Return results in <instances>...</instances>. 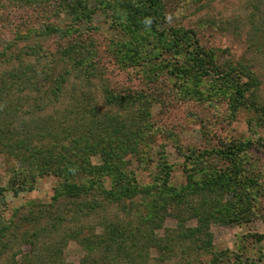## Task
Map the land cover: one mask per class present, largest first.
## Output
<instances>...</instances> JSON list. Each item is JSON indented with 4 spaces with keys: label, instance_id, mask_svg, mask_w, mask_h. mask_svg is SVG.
Masks as SVG:
<instances>
[{
    "label": "trees",
    "instance_id": "16d2710c",
    "mask_svg": "<svg viewBox=\"0 0 264 264\" xmlns=\"http://www.w3.org/2000/svg\"><path fill=\"white\" fill-rule=\"evenodd\" d=\"M253 2L255 13L249 16V47L252 52L264 53V0ZM26 3L28 10L39 4L62 7L61 14L76 19V22L85 19L89 23L88 18L92 15L110 11L131 42H139L152 53L149 56L145 53L146 48L139 51L134 46V61L152 63L153 59L171 55L176 61L168 64L172 70L169 75L175 78L174 84L178 81V87L184 90V98L199 94L200 88L209 83L214 82L212 86H215L220 81L231 90L227 95L229 111L234 113L242 108H252L258 113L264 128V108L246 95L258 83L257 78L241 64H218L215 52L200 45L194 30L165 28V9L158 0H18L0 10V66L3 63L7 66L6 70L0 72V154L14 157L19 165L28 167L22 182L13 180L9 190L18 195L31 191L37 178L52 176L59 179L56 196H62L73 211L63 210L61 215L53 204L45 206V214L52 220L46 225V229L50 230L58 229V225L66 220L90 216L99 208L103 210L112 206L119 214H124V221L119 215H103L99 223L101 234L91 230L85 235L80 227L74 232L68 231L88 254L102 249L99 245L104 244L108 251H116L117 258L134 261L128 248L138 245L137 236L142 241L143 249L153 248L161 256L173 248L172 240L185 238L194 242L196 254H209L213 248L209 224L217 222L222 212L231 214L230 197H225L234 192L236 178L227 171L201 174L198 166L212 156L234 160L235 156L252 148H262L264 151V138L233 142L226 150L195 154L190 149L187 153H180L185 161L183 172L186 183L179 187L172 186L170 176L173 167L165 156L164 145L160 143V150H153L160 135L166 136V133H163L157 121H152L150 109L153 107L148 103L150 98L146 97L144 90L115 91L104 86L102 94L106 109L98 112L94 97L88 90L97 66L96 61L92 60L91 48L97 46L88 38L72 39L52 55L38 44H28L30 38L23 35L26 23H14L18 9H25ZM8 13L11 15L7 19L4 15ZM254 19H257V24ZM97 29V26L83 27L77 24L64 31L56 26L33 31L40 36L60 40L80 36V31L90 33ZM10 30L13 32L7 33ZM25 30L29 31L30 28ZM49 60L54 63L51 68L47 65ZM60 65L64 66L58 67ZM164 74L157 69L146 79L147 84ZM69 85V92L65 93ZM79 86L81 90L76 97ZM149 94L151 99L158 97L157 93ZM64 96L70 104L65 113H71L75 118L62 123L52 111H56V104ZM49 105L51 113L46 111ZM166 124L163 121V125ZM156 156L157 173L153 176L152 184L137 183L131 173H127L126 169L133 159L137 165L145 168L154 162ZM92 159H98L101 164H94ZM3 192L4 189L0 188V194ZM238 199L241 200V197ZM134 216L138 219L136 222ZM233 216L231 220L235 219ZM167 217L176 220L177 235L172 239L155 238L154 230L162 228ZM28 218L30 220L26 222L39 219ZM192 219L196 221V226L185 228V223ZM6 234V229L0 228V264H16L15 254L11 251L14 242L11 243L9 237L6 239ZM32 236L33 233H22L18 242L30 243ZM129 240H133V245L123 247ZM102 261L95 260L92 264ZM116 262L114 260L113 264ZM107 263L106 259L103 264Z\"/></svg>",
    "mask_w": 264,
    "mask_h": 264
},
{
    "label": "rangeland",
    "instance_id": "374dc122",
    "mask_svg": "<svg viewBox=\"0 0 264 264\" xmlns=\"http://www.w3.org/2000/svg\"><path fill=\"white\" fill-rule=\"evenodd\" d=\"M13 1L18 2V0H0V10L6 8L7 4L14 3ZM158 1L165 9L163 20L165 28L194 30L200 45L215 52L218 64L224 65L227 62L241 64L257 78L258 83L254 84L246 95L249 99H255L258 105L264 108V53L252 52L253 50L249 47V16L254 12L253 0ZM27 6L26 3L25 9L23 7L18 9L14 23H26L23 35L30 38L28 44H38L45 52L52 55H55L57 49L63 48L67 41L72 39L88 38L97 46L91 48L92 60L96 61L97 66L93 70L90 85L87 88L94 97V106L98 112L102 113L106 109L102 94L104 86L115 91L144 90L146 97L150 98L148 103L150 102L153 107L152 110L150 109L152 121H157L163 133H166V136L160 135L161 138L157 139L153 150H160L161 146L158 147L160 143L164 145L165 156L173 167L170 176L172 186L179 187L186 183V174L183 172L185 161L182 154L187 153L188 150L192 149L195 154H201L204 151L226 150L233 142L256 141L258 138H264V128L255 110L242 108L234 113L229 111L227 95L231 90L220 84V81L215 86H212L214 82L209 83L200 88L199 94L184 98V90L178 87V81L174 84L175 78L169 75L171 68L169 69L168 64L176 61L171 55L166 54L161 58L153 59L152 63L134 61L132 58L134 46L139 51L146 48L145 53L149 56L152 53L148 47L139 42H131L127 34L121 31L119 21L112 18L113 14L110 11L92 15L87 23L85 19L76 22V19L72 20L61 14L62 7L39 4L38 7L28 10ZM10 15L11 13H8L4 16L8 19ZM254 23L257 24V19H254ZM77 24L83 27L93 25L98 29L90 33L80 31V36L60 40L56 37L40 36L41 34L38 35L37 31H33V29L43 30L45 27L53 26L60 27L64 31ZM27 28L30 30H25ZM9 32L13 31L10 30L7 33ZM94 51H96L95 54ZM48 64L50 68L54 65L51 60L49 63L47 61ZM5 65L3 63L0 66V72L6 70ZM157 69H161L165 74L160 75L153 83L147 84L146 79ZM76 84L78 85L79 81ZM66 89L65 93L69 92L70 85ZM77 90L76 97L81 86ZM150 92L157 93L158 97L151 99ZM65 97L56 104V111H52L56 119H60L62 123H65L66 119L75 118L73 114L65 113L68 105L70 106ZM69 108L71 110V107ZM50 109L49 105L46 111L51 113ZM41 115L43 116L44 113ZM163 121L167 123L165 126ZM157 160L158 156L154 158V162L143 168L133 159L126 171L131 173L130 175L137 183L152 184L153 176L157 173ZM91 162L96 165L101 164L98 159H92ZM198 169L201 174L227 171L234 179L236 178L234 192L225 197H230L231 214L228 215L227 211L222 212L217 222L209 224L208 231L213 246L209 254L205 252L196 254L193 248L194 242L185 238L172 240L173 248L161 256L153 248L143 249L142 241L138 236L136 247H130L133 245V240L122 245L130 247L128 249L133 254L134 261L117 258L116 251L114 249L108 251L104 244L99 245L102 249L88 254L68 231L74 232L80 227L85 235H88L91 230H94L92 232L95 234H101L102 228L99 223L103 215L110 217L119 215L124 221V214H119L117 209L109 206L103 210L96 209L95 213L87 217L66 220L58 225L56 230L46 229L48 227L46 225H49L47 222L52 220L46 216L45 206L53 204L59 209L61 215L63 210L73 211L71 206H67V201L62 196H56L58 193L56 190L60 185L59 179L52 176L37 178L33 182L31 191L14 195L9 190L10 184L13 180L22 182V176L27 175L28 167L19 165L14 157L4 154H0V188L4 189V192L0 194V228H5L7 234L4 237L10 238L11 243L14 242L11 251L15 254L16 264H92L95 260H103L100 262L103 264L106 259L107 264H113L114 260L117 261L116 264H264L263 149L252 148L246 153L238 154L234 160L212 156L206 158ZM238 197H241V200ZM233 215L235 219L231 220ZM28 217L39 219L26 222L30 220ZM133 220L136 222L138 219L134 216ZM195 226L196 221L192 219L188 220L184 227L194 228ZM177 229L176 220L167 217L162 228L154 230L153 236L157 239H172L177 235ZM22 233L27 235L33 233L30 243L18 242ZM215 258L216 262H214Z\"/></svg>",
    "mask_w": 264,
    "mask_h": 264
}]
</instances>
